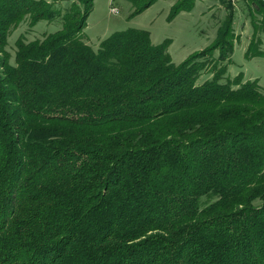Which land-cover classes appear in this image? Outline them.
<instances>
[{"label": "trees", "instance_id": "obj_1", "mask_svg": "<svg viewBox=\"0 0 264 264\" xmlns=\"http://www.w3.org/2000/svg\"><path fill=\"white\" fill-rule=\"evenodd\" d=\"M92 5L0 0V264H264V91L225 75L233 16L175 63L142 28L93 48ZM26 18L60 27L11 60Z\"/></svg>", "mask_w": 264, "mask_h": 264}, {"label": "rangeland", "instance_id": "obj_2", "mask_svg": "<svg viewBox=\"0 0 264 264\" xmlns=\"http://www.w3.org/2000/svg\"><path fill=\"white\" fill-rule=\"evenodd\" d=\"M63 8L71 0H48ZM180 0H154L139 13L133 12L130 0H93L92 9L83 28L84 39L97 48L100 40L114 31L127 28H142L150 33L153 43L170 39L167 50L175 63L186 59L194 51L214 43L217 27L231 14L234 50L227 63L225 75L230 77L242 73L243 79H256L264 91V22L255 12L259 0H194L190 11H180L170 18V9ZM264 2V0H261ZM115 7L118 13L111 12ZM59 21L40 20L29 25L28 18L14 28L8 36L7 49L14 60L15 40L40 38L47 32L57 30ZM249 48V49H248ZM249 50L247 57L245 51ZM217 54V50L213 52ZM203 73L199 82L210 77Z\"/></svg>", "mask_w": 264, "mask_h": 264}, {"label": "built area", "instance_id": "obj_3", "mask_svg": "<svg viewBox=\"0 0 264 264\" xmlns=\"http://www.w3.org/2000/svg\"><path fill=\"white\" fill-rule=\"evenodd\" d=\"M110 10H111V12H113V13H115V14L118 13V9L115 8V7H113V6L110 8Z\"/></svg>", "mask_w": 264, "mask_h": 264}]
</instances>
